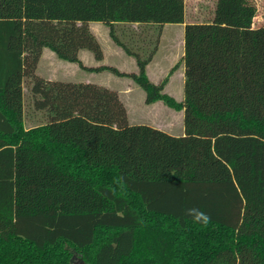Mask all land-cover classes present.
Returning <instances> with one entry per match:
<instances>
[{
    "label": "trees",
    "instance_id": "1",
    "mask_svg": "<svg viewBox=\"0 0 264 264\" xmlns=\"http://www.w3.org/2000/svg\"><path fill=\"white\" fill-rule=\"evenodd\" d=\"M184 18L185 0H0V264H69L65 245L76 264H264V25ZM91 21L135 58L111 69L147 103L160 27L183 24L181 135L129 124L114 89L36 72L43 48L101 59Z\"/></svg>",
    "mask_w": 264,
    "mask_h": 264
},
{
    "label": "rangeland",
    "instance_id": "2",
    "mask_svg": "<svg viewBox=\"0 0 264 264\" xmlns=\"http://www.w3.org/2000/svg\"><path fill=\"white\" fill-rule=\"evenodd\" d=\"M216 2L217 0H185L184 21L214 20L246 25L250 19L253 26L264 25V0H242L236 12L220 10ZM89 27L100 44L103 54L101 59H96L88 49H80L78 52L80 62H71L59 58L52 50L45 48L36 72L48 79L90 81L114 89L125 106L129 124L149 125L173 135H181L184 117L183 24H164L160 27L158 48L146 66V74L153 83L163 81V97L149 103L145 101L144 90L131 78L119 75L111 69L114 68L120 73L136 71L135 58L113 42L106 24L91 21ZM157 28L152 26L151 31L155 32ZM169 99L171 100L168 101ZM30 104V94L26 84L24 86L26 119L23 125L25 129L42 123L39 113L33 111ZM146 217L148 218L149 215ZM161 223L163 227L168 226L167 222ZM104 234L101 232V235ZM64 247L70 253L67 262L76 264L72 261L76 258L80 260V257L71 247L67 245Z\"/></svg>",
    "mask_w": 264,
    "mask_h": 264
},
{
    "label": "clouds",
    "instance_id": "3",
    "mask_svg": "<svg viewBox=\"0 0 264 264\" xmlns=\"http://www.w3.org/2000/svg\"><path fill=\"white\" fill-rule=\"evenodd\" d=\"M186 214L191 215L193 220L198 223L207 224L210 219L206 213L199 210H188Z\"/></svg>",
    "mask_w": 264,
    "mask_h": 264
},
{
    "label": "crops",
    "instance_id": "4",
    "mask_svg": "<svg viewBox=\"0 0 264 264\" xmlns=\"http://www.w3.org/2000/svg\"><path fill=\"white\" fill-rule=\"evenodd\" d=\"M43 49H45V48H43ZM43 53H44V51L42 50L41 56H40V58H39V61H40V59L42 58ZM39 61H38V62H39ZM37 65H38V64H37ZM136 85H137V84H136Z\"/></svg>",
    "mask_w": 264,
    "mask_h": 264
}]
</instances>
